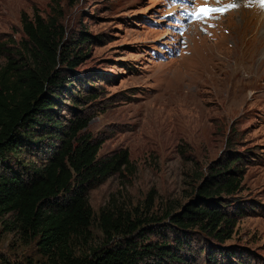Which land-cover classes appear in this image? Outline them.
I'll list each match as a JSON object with an SVG mask.
<instances>
[{
    "label": "rangeland",
    "instance_id": "374dc122",
    "mask_svg": "<svg viewBox=\"0 0 264 264\" xmlns=\"http://www.w3.org/2000/svg\"><path fill=\"white\" fill-rule=\"evenodd\" d=\"M55 3L63 14V49L89 37L79 65L62 73L72 88L55 96L56 118L90 119L85 133L101 143L98 159L126 151L131 166L89 190L94 215L75 249L105 242L103 208L140 220L163 218L167 207L179 212L200 201L196 189L213 170L237 157L240 187L220 196L235 221L232 236L220 244L187 231L185 264H264V7L258 0H208L236 6L180 34L173 19H182L187 6L169 0H0V67L24 39L23 14L46 17ZM29 128L37 135L21 131L26 137L0 161V174L39 165L47 155V139L33 143L42 127ZM158 230L172 240L168 220L142 227ZM209 247L217 252L214 263L207 260ZM0 264H47L37 242L9 216H0Z\"/></svg>",
    "mask_w": 264,
    "mask_h": 264
},
{
    "label": "trees",
    "instance_id": "16d2710c",
    "mask_svg": "<svg viewBox=\"0 0 264 264\" xmlns=\"http://www.w3.org/2000/svg\"><path fill=\"white\" fill-rule=\"evenodd\" d=\"M55 4L46 17L23 14L24 39L0 67V161L15 153L26 137L19 135L21 131L30 138L37 135L29 128L34 123L42 130L33 143L48 140L47 155L39 165L24 164L0 174V216L11 217L21 234L37 242L47 264H185L187 231L197 229L220 244L230 239L235 221L220 196L231 197L240 187L237 157L213 170L196 189L200 201L179 212L167 207L163 218L140 220L103 208L99 224L105 242L80 252L75 249L74 241L86 237L94 215L89 190L131 166L126 151L98 159L101 143L85 133L90 119L65 124L56 118L54 108L61 104L56 97L70 94L72 88V79L62 73L79 65L89 37H78L74 46L63 49V14ZM162 220L169 221L172 240L164 231H142L149 222ZM136 232L141 238L133 236ZM151 235L156 240H150ZM205 253L214 263L217 252L209 247Z\"/></svg>",
    "mask_w": 264,
    "mask_h": 264
},
{
    "label": "snow or ice",
    "instance_id": "6c2138e0",
    "mask_svg": "<svg viewBox=\"0 0 264 264\" xmlns=\"http://www.w3.org/2000/svg\"><path fill=\"white\" fill-rule=\"evenodd\" d=\"M258 2L260 3V5L262 7H264V0H258ZM235 6L236 5H234V4H230V5H227L225 8L201 7L199 9H197L195 12H193L191 15H193L195 17L206 16V15H209V14L215 13V12H224L227 10V8H233Z\"/></svg>",
    "mask_w": 264,
    "mask_h": 264
}]
</instances>
